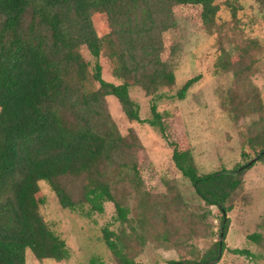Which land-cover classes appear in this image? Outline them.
Segmentation results:
<instances>
[{"label": "trees", "instance_id": "trees-1", "mask_svg": "<svg viewBox=\"0 0 264 264\" xmlns=\"http://www.w3.org/2000/svg\"><path fill=\"white\" fill-rule=\"evenodd\" d=\"M253 1L264 23V0ZM182 6L198 7L205 30L220 31L216 0H0V264H25L27 250L40 260L69 257L65 240L40 213L46 201L41 182L64 209L84 216L102 213L105 202H114L121 227L107 229L104 241L118 264H133L141 240L133 226L127 231L129 209L114 192L131 174L141 179L131 151L135 137L122 135L105 99L113 96L129 121L148 122L166 137L156 101L175 84L169 58L179 43L175 9ZM98 23L107 31L98 32ZM165 35L174 46L166 60L161 56ZM82 47L94 58L92 67ZM103 61L118 83L104 79ZM199 80L184 82L177 98L184 99ZM135 86L152 96V117L142 119L130 96ZM249 143L264 161V134L249 137ZM169 146L174 166L197 196L217 208L219 227L218 239L199 258L166 264H215L226 248L228 213L253 165L200 174L188 145ZM247 238L264 251V233ZM231 251L260 257L247 249Z\"/></svg>", "mask_w": 264, "mask_h": 264}, {"label": "rangeland", "instance_id": "rangeland-1", "mask_svg": "<svg viewBox=\"0 0 264 264\" xmlns=\"http://www.w3.org/2000/svg\"><path fill=\"white\" fill-rule=\"evenodd\" d=\"M216 2L220 6L219 32L205 30L198 7L182 6L175 9L179 43L171 57V36L164 37L161 56L164 60L170 57L175 73V84L162 91L167 96L156 101L166 137L148 122L129 121L113 96L105 99L122 135L135 137L131 151L141 179L133 180L131 174L132 178L120 181L114 192L116 200L129 209L127 231L133 226L141 240L133 264L199 258L218 239L217 208L207 207L174 166L169 142L191 148L200 174L233 170L254 159L228 213L231 221L226 248L215 264H264V251L247 238L254 231L264 233V161L257 158L259 148L249 143V137L264 134V23L253 0ZM97 26L98 32L107 31L103 25ZM81 52L92 67L94 58L87 48L82 47ZM103 64L104 79L118 83L111 66ZM196 76L200 80L184 99H178L176 91ZM231 92L234 97H230ZM130 96L139 104L142 119L152 117V96L138 86L130 89ZM40 185L46 198L40 213L65 240L70 255L62 260H40L27 250L25 264H118L104 241L107 229L119 232L121 227L115 203L105 202L102 213L88 217L64 209L50 186L45 182ZM143 212L144 223L139 220ZM236 248L260 257L253 260L233 253Z\"/></svg>", "mask_w": 264, "mask_h": 264}, {"label": "water", "instance_id": "water-1", "mask_svg": "<svg viewBox=\"0 0 264 264\" xmlns=\"http://www.w3.org/2000/svg\"><path fill=\"white\" fill-rule=\"evenodd\" d=\"M254 161V159L252 161H250L248 164L252 163Z\"/></svg>", "mask_w": 264, "mask_h": 264}]
</instances>
